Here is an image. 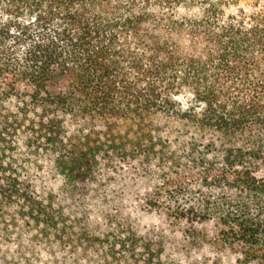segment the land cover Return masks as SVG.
Segmentation results:
<instances>
[{"label": "trees", "instance_id": "16d2710c", "mask_svg": "<svg viewBox=\"0 0 264 264\" xmlns=\"http://www.w3.org/2000/svg\"><path fill=\"white\" fill-rule=\"evenodd\" d=\"M229 6L0 0V202L54 231L99 166L133 164L184 237L264 264V3ZM15 150L62 196H37Z\"/></svg>", "mask_w": 264, "mask_h": 264}, {"label": "rangeland", "instance_id": "374dc122", "mask_svg": "<svg viewBox=\"0 0 264 264\" xmlns=\"http://www.w3.org/2000/svg\"><path fill=\"white\" fill-rule=\"evenodd\" d=\"M229 3L227 10L235 12L250 10L256 0ZM11 153L18 159V173L27 177L37 196L50 192L62 196L59 178L42 173L38 166L29 170L20 162L18 150ZM103 167L87 180V189L79 190L74 201L63 202L57 209L54 231H43L34 220L24 219L15 201H1L0 264L234 263L230 253L191 241L181 234L180 226L170 225L160 212L146 206L144 197L157 183L155 177L138 173L133 164H120L123 171L114 165L112 172Z\"/></svg>", "mask_w": 264, "mask_h": 264}]
</instances>
